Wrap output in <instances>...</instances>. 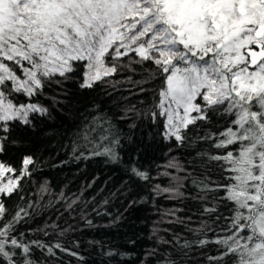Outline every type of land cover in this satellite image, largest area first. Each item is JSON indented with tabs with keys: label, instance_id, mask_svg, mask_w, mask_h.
Returning a JSON list of instances; mask_svg holds the SVG:
<instances>
[{
	"label": "snow or ice",
	"instance_id": "snow-or-ice-1",
	"mask_svg": "<svg viewBox=\"0 0 264 264\" xmlns=\"http://www.w3.org/2000/svg\"><path fill=\"white\" fill-rule=\"evenodd\" d=\"M129 53L138 55L137 64L154 65L148 79L135 84L161 81L145 115L154 125L162 118L160 135L166 139L183 144L189 125L207 120L209 110L234 116L225 131L198 138L215 137L212 146L223 154L196 153L205 162V175L192 183L200 201L209 202L211 196L210 206L203 208L209 220L190 229L197 238L181 247L215 246L217 254L205 257L210 264H264V0H0V156L18 144L12 136L17 127L35 128L30 114L50 116L40 103H16L14 94L43 95L46 86L61 83L57 74L70 78L68 74L76 71L74 62H86L79 87L90 89L116 73L119 58ZM106 57L113 66H106ZM148 91L141 86L136 95ZM198 97L202 103H196ZM129 112L140 115L133 105L120 119H127ZM136 127L129 124L130 129ZM80 139L81 147L92 145L90 155L122 161L120 136L105 117L94 118ZM127 141L133 142L131 135ZM213 162L221 176L218 181L206 174ZM29 165H34L30 155L21 158L19 170L0 161V179L7 173L16 177L0 183V194L17 191L20 179L30 175ZM168 166L180 168L173 162ZM129 171L149 179L147 171L135 166ZM185 178L173 177L177 182L173 189L160 190L158 185L156 189L183 196ZM221 205L228 215L219 212ZM24 211L4 221L8 209L0 199V264H38L32 258L33 245L53 257L57 249L78 255L61 243L25 242L22 233L14 235Z\"/></svg>",
	"mask_w": 264,
	"mask_h": 264
},
{
	"label": "trees",
	"instance_id": "trees-1",
	"mask_svg": "<svg viewBox=\"0 0 264 264\" xmlns=\"http://www.w3.org/2000/svg\"><path fill=\"white\" fill-rule=\"evenodd\" d=\"M138 59L134 53L119 58L116 73L103 77L90 89L79 87L85 79L86 62H74L76 71L68 74L70 78L64 80L57 74L55 79L61 83L46 86L43 95L27 98L14 94L16 103H40L49 109L50 116L30 114L35 128L17 127L12 136L18 144L0 156V161L17 170L23 156L30 155L34 160V165L28 166L30 175L20 179L18 190L10 196L0 194L8 209L3 220H10L24 209L14 235L22 233L25 242L39 241L49 246L61 243L78 253L72 256L57 249L53 257L33 245L32 258L38 264H165L166 260L176 264H210L205 257L217 254L213 245L200 248L193 244L190 249L181 245L197 238L190 229L209 220L203 208L210 206L211 196L209 202L200 201L196 198L199 189L192 183L205 175V162L196 153L223 154V150L212 146L215 137L208 141L198 138L209 132L225 131L234 116L209 110L207 120L189 125L188 139L183 144L166 139L160 135L162 118L154 125L145 115L153 90L161 81L135 84L147 80L148 73L154 71L152 63L137 64ZM105 63L113 66L108 57ZM141 86L149 91L138 96ZM196 103H202L199 97ZM133 105L140 112L139 117L129 112L127 119H120ZM96 117H105L119 134L120 163L90 155L92 145L87 149L81 147L84 141L80 137ZM133 122L137 127L130 129ZM96 135L90 133V137ZM129 135L131 144L127 141ZM170 162L180 168L169 167ZM130 165L147 171L149 179L133 176ZM206 174L214 181L221 179L214 162L212 171ZM9 177L16 178L15 174H5L6 179ZM173 177H187L180 187L183 196L175 191H160L176 186ZM219 212L228 215L224 205ZM219 223L222 225L223 219ZM212 227L219 233L217 224ZM62 231L64 234L59 235ZM208 238H214L213 234L208 233ZM109 251L116 255H107Z\"/></svg>",
	"mask_w": 264,
	"mask_h": 264
},
{
	"label": "rangeland",
	"instance_id": "rangeland-1",
	"mask_svg": "<svg viewBox=\"0 0 264 264\" xmlns=\"http://www.w3.org/2000/svg\"><path fill=\"white\" fill-rule=\"evenodd\" d=\"M133 47H135V45H133ZM0 183H7V179L5 178V176L0 179Z\"/></svg>",
	"mask_w": 264,
	"mask_h": 264
}]
</instances>
